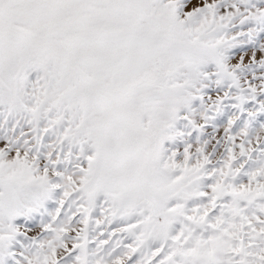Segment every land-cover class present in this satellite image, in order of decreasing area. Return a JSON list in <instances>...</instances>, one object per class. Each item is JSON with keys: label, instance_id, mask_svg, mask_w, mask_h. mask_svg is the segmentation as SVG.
<instances>
[{"label": "snow or ice", "instance_id": "snow-or-ice-1", "mask_svg": "<svg viewBox=\"0 0 264 264\" xmlns=\"http://www.w3.org/2000/svg\"><path fill=\"white\" fill-rule=\"evenodd\" d=\"M0 264H264V0H0Z\"/></svg>", "mask_w": 264, "mask_h": 264}]
</instances>
